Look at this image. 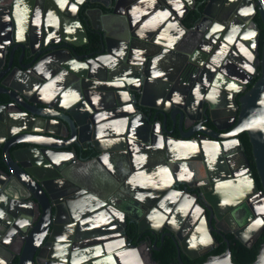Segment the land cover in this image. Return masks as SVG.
I'll use <instances>...</instances> for the list:
<instances>
[{"label": "water", "instance_id": "water-1", "mask_svg": "<svg viewBox=\"0 0 264 264\" xmlns=\"http://www.w3.org/2000/svg\"><path fill=\"white\" fill-rule=\"evenodd\" d=\"M233 1L237 0H202L203 8L197 10L199 17L191 26V20H184L191 0H46L49 15L41 23H31L30 39L13 38L21 48L19 56L4 57L2 50L11 38L0 26V87L4 88L0 94L6 96L0 100V136L1 128L8 129L10 135L8 142L0 140V232H4L3 216H9L7 227L22 235L14 264H98V256L84 257L82 253L72 260L64 246L73 236L81 233L86 237L93 229L120 236L128 218L137 231L159 233L164 224L174 235L178 264H187L182 251L190 256L192 243L203 234L211 237L207 229L203 232L197 226L189 235L178 228L185 221L188 230L200 213L205 226L204 207L190 193L174 187L175 182L186 180L185 174L190 175L191 153L195 158L199 154L207 158L229 151V146L222 143L220 147L212 141L201 140L191 146V52L183 45L191 46V33L210 35L213 29L198 25L205 20L223 26V19L231 13L240 18V11L230 3ZM247 1L253 12L259 13L264 29V0ZM75 3L81 14L75 22H65L62 27L67 34L61 36V26L52 16L66 15L69 5ZM93 14L100 21L94 43L88 37ZM157 22L163 28L158 34L161 45L173 56L164 74L155 73L163 55L133 45L152 43L154 38L146 36V28ZM73 23L85 38L82 43L72 40L77 37ZM28 27L20 21L16 32L28 33ZM41 29L47 41L39 51L32 39ZM228 29H222L219 41ZM252 32L251 45L257 50L258 26ZM79 44L83 51L76 49ZM184 55L185 60H180ZM259 65L257 80L233 102L239 111H235L234 125L222 142L228 144L242 131L248 134L262 188L258 189L250 160L242 151L245 170L234 181L216 184L208 197L206 208L213 230L219 229L222 206L228 205L237 217L239 207L247 206L252 193L256 198L246 207L245 219L258 215L252 232L264 225V34ZM204 100L208 119L214 104L208 95ZM36 109H52L65 116ZM54 119L63 123L67 136L51 129ZM175 129L177 136L173 135ZM199 132L211 136L206 130ZM86 142L95 152L93 157L78 151L87 148ZM163 160L167 161L162 175ZM53 168L56 173H50ZM123 168L126 174L118 173ZM194 209L198 214L193 215ZM35 210L37 218L27 231L22 225ZM149 219L155 224L148 223ZM234 233L250 246L241 230L235 228ZM199 264L235 262L227 244L223 253ZM249 264H264V242Z\"/></svg>", "mask_w": 264, "mask_h": 264}, {"label": "flooded vegetation", "instance_id": "flooded-vegetation-1", "mask_svg": "<svg viewBox=\"0 0 264 264\" xmlns=\"http://www.w3.org/2000/svg\"><path fill=\"white\" fill-rule=\"evenodd\" d=\"M1 1V30L6 33L9 38H11L10 43L3 48L2 52L4 57H9L10 55L19 56L21 48L17 47L13 38L23 37L27 40L30 39L31 23H41L45 19L44 17L49 15L47 3L46 0H13L12 3H10V0ZM201 1L202 0H191V7L184 18L185 22H189L191 20V26L195 23V19L199 17L197 10L203 8V4H200ZM230 3L231 5H236V9L240 11V18L235 17L233 13H231L227 16L228 18L223 19V26L214 25L209 20H205L200 24L197 23L198 25H201L202 28L208 27L213 29V31L206 37L204 35L199 37L198 34L191 33V46H186V44L183 45V47L186 48L184 49L185 51L191 52V97L192 104L194 103L191 107V146L196 145V143L201 140L212 141L211 143H216L217 145L219 144L220 147L222 143L227 147L230 145L228 152L225 153V151H223L220 155L213 154L209 155L207 158L203 154H199L198 158H195V156L191 153L190 175L185 174L187 177L185 181L174 183V187L177 190L190 193L191 196L195 198L196 203L201 204L204 207L203 213L205 215L204 226L201 221L202 213L198 214V212L194 209L193 215L198 214L195 223L192 225L190 224L187 230L185 229L187 227L186 222L182 221L178 224L179 230L185 231L186 234L189 235L191 232L195 231V227L197 226L198 229H202L203 232L207 229L211 234V237L209 238L203 234L197 243L191 244L192 246L188 249V253L193 258L186 252L182 251V258L187 264H199L198 260L200 258H208L211 255H215L213 254V251L223 243L226 244V247L227 244L230 246L229 236L233 235L235 237V228L241 230L243 236L246 237V243L250 244L249 247L256 242L259 235L264 230L263 225L262 230H260V228L259 231L252 232L254 225L257 223L256 217L258 215L253 218L245 219L246 207L253 201L251 198H256L255 193H252L249 196L250 201H247V206L239 207L237 217L232 215V209L228 205L222 206L221 210H219L220 218L218 222L220 225L217 230H213L211 222L208 219L209 212L206 208V205L209 204L208 197L212 192H214L216 184L234 181L238 178V176H240V173L245 170L242 151L245 153L246 151L241 140V137L245 132L242 131L235 135L233 140H231L228 144L226 142H222V140H224V135L229 133L234 125V119L237 115L235 111H239V107L235 106L233 102L238 101L240 96L249 90V88L257 80L261 71L259 60L261 57L262 46L260 41L263 39L261 37V33L264 34V29L260 15L258 12H253L247 0H237L236 2L233 1ZM80 10L81 7H79L77 3L70 4L66 15L56 13L52 16L53 22L61 26V36L67 34L62 26L65 27V22L68 21L75 22V18H79L78 16L81 14ZM20 21L27 22V25H29L27 29L28 33L19 34L16 32V26L20 23ZM91 22L92 28L88 31V37L89 41L94 43L98 39L97 28L99 27L100 21L97 20L96 15L93 14ZM71 26L74 27V32L77 34V37L72 38V40L82 43L85 38L82 37L81 33H79V27L75 28L74 23ZM161 26L162 25L157 22V24L155 23L149 28H146L148 32L146 36L150 39L154 38L152 43L141 41L134 42L133 44L138 50L155 52L159 56L163 55L161 56V59L159 57V61L156 64L157 68L155 69V73L158 74H164L167 72L165 69L170 68L168 59L173 58V56L170 57L169 52L161 45L159 40L160 37L158 34H160L161 29H163ZM257 26L259 29V42L257 50H255L251 45L253 42L252 31ZM224 27H229V29L223 34V39L219 41L220 32H222ZM46 41L47 38L41 29L40 35L32 39V45L34 48L38 47V50L41 51L44 49V43H46ZM27 42L29 43V41ZM216 46H218V48L215 50ZM76 49L83 51L82 44H79ZM212 52H214V55L211 58L210 54ZM180 60L184 61L185 55L181 56ZM198 65H201L202 67H199ZM140 81H138V83ZM0 90H4V88L0 87ZM173 90L175 91L176 89L173 88ZM205 95H208L214 104L213 112L210 113L208 119H205L204 116L206 110V105L204 103ZM5 98L6 96L1 93L0 100ZM129 99L131 100V98ZM127 109L131 111V108ZM36 110H42L55 116H65L63 113L52 109ZM199 121H201L202 124H198ZM50 124H52V130L58 132L61 136H67V130L63 126V123L58 121V119H54L50 122ZM1 129L2 134L0 136V140L8 142L10 139L8 129ZM199 130H206L211 136H204L202 132H199ZM173 135H178L177 129L174 130ZM235 139L239 140L241 148H238V144ZM54 142L58 143V141ZM87 142L85 143L87 148H80L78 151H82V155L85 157H93L95 152L89 149V143ZM61 143H64V141ZM203 158H206L207 160L204 162ZM163 161L164 162L161 164L164 165L160 166L159 169V172L162 175L166 171L165 164L167 160ZM0 166L3 167L2 161ZM55 171L56 170L53 168V171L51 170L50 173H56ZM125 172H127V169L123 168V172L118 173L126 174ZM251 173L255 178L253 168ZM158 177H160L159 174ZM159 180H161V178H159ZM257 186L259 190L262 188H260L258 184ZM163 196L164 194L160 197V199ZM172 211L173 210H171V212ZM37 215V210H35L32 215L29 213L27 214L24 224L22 225L23 228H26L25 230L28 231L30 223L36 220ZM9 221V216H3L2 231L4 232H0V264L16 263L18 260L17 254L21 246L22 235L20 232H14L10 227H7V223H9ZM148 223L155 224L150 219L148 220ZM134 225L135 224L129 222L128 218L126 227L120 231L122 235L117 237H109V233H96L94 229L89 231L87 233L88 236L86 237H81V233H79L77 238L73 236L69 244L64 246V251L68 256H72L73 260H77L81 256V253L84 257L92 258L94 256H98L96 258L98 259V264H112L113 262L115 264H160L161 260L156 258L155 253L164 249L165 240L168 238L172 239L174 242V235L171 231L168 233V228L164 224L160 228L159 233H154L151 230L137 231L136 225L135 227ZM255 236L257 237L254 238ZM198 244L202 245V247L196 249L194 246ZM105 248H109L111 251L107 253L104 250ZM176 258L178 264L179 260L177 255ZM86 263L87 262L84 264Z\"/></svg>", "mask_w": 264, "mask_h": 264}, {"label": "trees", "instance_id": "trees-1", "mask_svg": "<svg viewBox=\"0 0 264 264\" xmlns=\"http://www.w3.org/2000/svg\"><path fill=\"white\" fill-rule=\"evenodd\" d=\"M190 17H191V14H190ZM261 37L263 38V33H261ZM262 42H263V39H261L260 41L261 46H262ZM241 140L245 148L246 154L248 155V158L250 159L251 166L254 170V175H255L257 184L261 188L260 179L256 172L254 161L252 160L253 156L251 152V144L249 141L248 134L246 132L241 137ZM0 164H1V160H0ZM229 239H230L231 257H232L233 262H235V264H249L256 259L259 249L264 242V230L262 231V233L259 235L256 242L251 247L246 246L245 244L241 243L233 235H230ZM225 249H226V244L223 243L222 245H220L217 249L213 251V254L215 255L221 254L225 251ZM176 255H177L176 246L173 240L169 238L165 240L164 249L162 251H158L155 253L156 258L158 260L159 259L161 260L160 264H177ZM205 260H206V257H202L198 260V262L202 263Z\"/></svg>", "mask_w": 264, "mask_h": 264}, {"label": "bare ground", "instance_id": "bare-ground-1", "mask_svg": "<svg viewBox=\"0 0 264 264\" xmlns=\"http://www.w3.org/2000/svg\"><path fill=\"white\" fill-rule=\"evenodd\" d=\"M206 141V140H205ZM229 148H230V145H229ZM202 158V157H201ZM254 224H255V221H254ZM110 234V233H109ZM96 235V234H95ZM101 235V234H100ZM97 236V235H96ZM100 237V236H99ZM110 237V236H109ZM85 239H87V238H85ZM115 239V238H114ZM110 240H112V239H110ZM100 242V241H99ZM72 243V242H71ZM79 254V253H78ZM103 254V253H102ZM114 257V256H113ZM73 260V259H72ZM114 261H116V260H114Z\"/></svg>", "mask_w": 264, "mask_h": 264}]
</instances>
